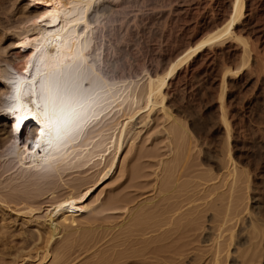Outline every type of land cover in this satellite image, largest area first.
Masks as SVG:
<instances>
[{
    "label": "bare ground",
    "instance_id": "6f19581e",
    "mask_svg": "<svg viewBox=\"0 0 264 264\" xmlns=\"http://www.w3.org/2000/svg\"><path fill=\"white\" fill-rule=\"evenodd\" d=\"M102 1L0 0V239L12 227L13 222H9L12 218L22 221L23 236L21 246L15 247L17 254L0 250V262L10 254L13 257L11 264L32 260L35 264H64L83 229L78 217L93 215L101 207L102 194L94 196L113 178L127 138L139 134L142 127L149 125L157 110L172 123L170 131L175 138L183 133L192 136L170 107L169 91L181 70L186 66L195 68L209 57L210 48L225 43L229 48L235 46L232 43L241 45L243 69L251 67L256 75L251 83L264 84V56L256 55L252 62L251 43L238 30L244 20L254 16L251 0H230L223 6L226 14L219 22L178 50L160 71L149 74L143 87L106 103L109 98L102 95L113 94V87L106 84L107 91L96 94L98 81L91 89L84 85L89 73L106 78L96 59L99 45L96 43L98 35L94 34L104 21L100 9L94 12ZM238 72L232 68L225 72L220 93L219 119L229 140L232 125L226 111V80L240 78H232ZM260 94L253 93L257 98ZM115 111L122 115L113 118L115 125L110 128L113 132L107 133L109 125L104 124ZM25 122L22 134H26L21 136L20 128ZM29 123L32 127L28 130ZM36 123L42 128L40 131ZM140 124L143 126L137 130L136 125ZM36 137L37 142L31 145ZM190 145L191 141L185 156L181 152L182 143L178 146L177 167H169L168 173H177L178 178L182 176L191 157ZM77 169L93 176L65 182L64 174ZM236 169L235 166L233 178ZM252 173L248 172V182ZM171 178L169 175L163 181L160 196V201H167L169 206L150 207L157 202L152 199L129 208L127 199L112 200L113 205L121 202L128 212V221L115 228L127 232L130 247L118 252L116 248L127 244L112 246L99 262L144 264L131 237L137 232L146 235L148 230L145 228L155 223L158 214L170 213L172 217L178 214L179 229L186 226L184 221H193L191 212L180 213L182 208L169 203L178 181V178L176 181ZM62 186L66 192L60 195ZM255 189L261 193L264 190L259 183ZM261 196L255 198V202L258 201L256 209L261 208ZM243 213L244 209L239 207L233 210L228 221L236 220V225L230 231L224 250L218 238H212L210 233L205 236L204 243H214L210 264L257 263L264 218L259 212H252L237 235ZM28 227L33 230H25ZM161 228L156 225L155 231L160 232ZM198 230L196 227L191 231ZM236 236L239 248L235 246ZM169 238L162 233L142 243L143 248L148 250L155 244L158 251L152 255L158 261L174 258L171 255L176 256V252L161 248ZM28 250L34 251L25 254Z\"/></svg>",
    "mask_w": 264,
    "mask_h": 264
},
{
    "label": "rangeland",
    "instance_id": "374dc122",
    "mask_svg": "<svg viewBox=\"0 0 264 264\" xmlns=\"http://www.w3.org/2000/svg\"><path fill=\"white\" fill-rule=\"evenodd\" d=\"M229 1H102L94 12L100 9L104 21L94 34L98 35L96 43L99 45L96 59L106 78L89 73L85 87L91 89L98 81L96 87L99 89L96 94L105 93L108 89L104 88L106 84L113 87V94L102 95L109 98L106 101L108 104L114 98L143 87L149 74L160 71L175 57L178 50L216 25L226 14L223 6ZM251 6L254 16L244 20L238 30L251 43L253 62L256 55L264 56V0H251ZM232 44L235 45L232 48L228 47V43L210 48L209 57H205L195 68L184 67L170 87L169 105L178 120L191 131V137L183 133L175 138L170 131L172 123L166 120L162 111L157 110L149 125L142 127L139 134L137 132L127 138L113 178L94 196L102 194L101 207L93 215L78 217L83 229L78 233L74 248L64 264H102L99 259L111 251L112 246L126 243L127 246L116 250L121 252L128 249L129 235L116 228L128 221L129 215L121 202L113 205L112 200L127 199L129 208L152 199L157 202L150 207L169 206L167 201H160L163 181L169 175L172 181L177 180V173H168L167 169L177 167L175 158L178 146L182 143L181 152L185 156L189 141L191 157L182 176L178 178L176 192L172 194L173 198L169 203L182 208L180 213L191 212L193 215L190 218L193 221H184L186 226L179 229L176 223L178 214L174 217L170 213L158 214L155 223L145 228L148 230L146 235H141L142 232L134 233L131 240L137 244L136 249L142 254L143 263L210 264L215 251L214 243H204L203 240L210 233L212 238H218L224 250L229 242L230 231L236 225V220L228 221L235 208L244 209L243 220L236 229L237 235L246 226V219L252 212H259L264 218V190L261 193L255 189L257 183L264 189V84L251 83L256 75L251 67L243 69V47ZM229 68L239 71L232 78L240 76L234 80L231 77L226 80V111L232 125L230 140L219 119L222 81ZM254 92H260L261 96L255 97ZM121 115L115 111L108 118L104 124L109 125L107 133L113 132L110 129L115 125L113 118ZM141 126L143 124L136 125V129ZM235 166L236 176L233 178ZM249 171H253L250 182ZM92 176V173L77 169L65 173L64 180L69 182ZM65 192L66 189L62 186L59 194L63 195ZM260 196L261 208L256 209L258 201L255 202V198ZM12 220H9L13 222L12 227L1 236L0 250L15 255V247L21 246L23 240L22 221ZM156 225L162 226L160 232L155 231ZM196 227L198 231H191ZM25 230L32 231L33 228ZM162 233L170 238L161 248L171 253L176 252L177 255L158 261L152 255L154 251H158L155 244L145 250L142 243L151 241ZM235 243V246L239 243L238 236ZM259 248L256 264H264V235L259 241ZM32 251L34 250H28L25 254ZM232 251L235 252L234 246ZM225 255L226 251L222 254L223 261ZM11 258L10 254L6 255L3 257L4 262L0 264H11ZM24 264H35V261Z\"/></svg>",
    "mask_w": 264,
    "mask_h": 264
}]
</instances>
